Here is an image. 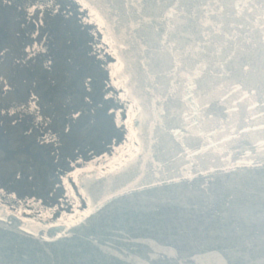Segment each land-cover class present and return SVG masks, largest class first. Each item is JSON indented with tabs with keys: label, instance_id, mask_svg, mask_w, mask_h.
<instances>
[{
	"label": "water",
	"instance_id": "1",
	"mask_svg": "<svg viewBox=\"0 0 264 264\" xmlns=\"http://www.w3.org/2000/svg\"><path fill=\"white\" fill-rule=\"evenodd\" d=\"M78 1L103 24L133 145L76 177L66 219L0 199V264H264V3Z\"/></svg>",
	"mask_w": 264,
	"mask_h": 264
},
{
	"label": "rangeland",
	"instance_id": "2",
	"mask_svg": "<svg viewBox=\"0 0 264 264\" xmlns=\"http://www.w3.org/2000/svg\"><path fill=\"white\" fill-rule=\"evenodd\" d=\"M24 1L0 0V86H6L0 91V199L20 213L36 212L66 219L81 204L73 187L76 177L69 174L96 165L103 154L107 155L106 164L113 163L132 147L127 126L131 106L123 100L116 84L114 89L111 87L108 72L111 56L98 31L97 21L88 16L85 8L75 0H51L49 5L34 1L28 8ZM32 3L36 4L33 8ZM62 12L66 15L57 20L56 14ZM53 22L55 32L50 26ZM44 33H51L47 51L57 52L53 57L55 64L64 66L68 51L69 72L73 74L71 66L82 70L74 82L70 81V74L63 80L61 70L59 75L50 71L41 78V62L29 61L33 58H28L24 45L30 48L33 40L42 41ZM78 58L83 59L80 67ZM29 69L32 74L28 73ZM107 72L109 76L105 77ZM53 81L64 87L57 95L51 94L52 105L58 113L41 123L44 133L50 132L53 136L43 138L39 129L23 134L22 97L28 103L29 92H36L37 82L41 89L52 92ZM40 101L43 106L50 105L47 100ZM72 105L74 109L84 106L85 111L71 116L73 107L69 106ZM118 108L124 116L121 119ZM118 148L121 151L112 158ZM74 200L77 203L73 205Z\"/></svg>",
	"mask_w": 264,
	"mask_h": 264
},
{
	"label": "flooded vegetation",
	"instance_id": "3",
	"mask_svg": "<svg viewBox=\"0 0 264 264\" xmlns=\"http://www.w3.org/2000/svg\"><path fill=\"white\" fill-rule=\"evenodd\" d=\"M17 1L20 2L22 0H17ZM75 2L81 8H85L78 0H75ZM49 3H51V0L46 1V4L47 5H49ZM54 10L57 11V8L55 7ZM85 11H86V13L88 14L89 17H93V21H94L93 14L90 13L86 8H85ZM56 15H57V20H59V18L60 19L63 18L64 15H66V13L62 12V13L56 14ZM54 20L55 19L53 18V21ZM95 21H96V19H95ZM53 24H54V22L50 26L52 27L53 31L55 32V28H54ZM50 35H51V33H49V34L48 33H44L42 41H39L38 42L36 40H33L32 43L30 44V48L28 47L27 44L24 45L23 49L27 53L28 58L29 57H32L33 58L32 60L30 59L29 61H31L32 63H34L36 60H38V61L41 62L40 64H41V66H43V68H42L43 69V73H41L39 75L41 78L42 77H45L46 76V73L47 72H50V71H54L56 75L57 74L59 75V70H61L63 72V74L61 73V76L63 77V80L65 79V77L68 76V74H70L72 77H70L69 79H70L71 82H74L76 76L79 77V75H81L82 70H80L79 68L73 69V67L71 66L70 69H72L71 71H73V74H71L69 72V69H68L69 67L67 65L68 55H69L67 53L68 51H66V55L64 57V64H65L64 66H60L58 63L57 64L54 63L53 57L55 55L57 56V52L51 51L50 53H48V51H47L48 44H49V40H50L49 39V36ZM101 38H102V36H101ZM102 40H103V38H102ZM103 42L105 43L104 40H103ZM97 45H99V43ZM64 46H65V44H63V46H61V47L64 48ZM65 48H67V47H65ZM107 49H108V47H107ZM77 60H78L77 62H78V66L79 67L81 65H83V64H81V63H83V59L80 60V58H78ZM110 61L113 64V65L111 64V68L109 67V69H108V72L110 74V80H111L110 83L112 85L111 87L113 88L114 85L116 84L117 85V88H118V82L113 77V74H114V71H115V68H116V66L114 67V64H115L116 61L112 57H111ZM101 65H105V64H101ZM116 65H117V63H116ZM87 68L89 69V67H87ZM29 70H30V72H28V73L32 74L31 73V69H29ZM75 70L77 71L76 74L74 73ZM108 72H107V74L105 73V77L109 76ZM24 73H25V71L22 73V77L23 78L26 76ZM30 74H28V76ZM55 82L56 81H53L51 83V86H50L52 92H49L48 89H41V86L39 85L40 83L37 82L35 84L36 92H32V91L29 92L30 99H29L28 103H27L26 99L24 100V98L22 97V106H21V110H22L21 119H22V122H21V125H22V132H23V134L33 133V131L35 129H39L38 132H39V134L43 138H47V137L53 136L50 132H45L44 133V131L41 129V123H42V121L44 119H50L52 114L58 113V109L54 105H52V103L54 101H53V98H52L51 94L54 92L57 95L58 93H60L61 88H64V87H63V85H61L59 87L57 85V83H55ZM102 82L105 83L104 85H106V79H103ZM5 88H6L5 85L4 86H0V91H4ZM102 90H103V92H105L106 91V88H103ZM118 90H119V88H118ZM38 91L40 93H37ZM40 99L47 100L50 105L49 106H45V105L43 106L42 105V102L40 101ZM69 107L72 108L73 105L72 106H69ZM74 108H75V105H74L73 109L70 112V115L71 116H74L75 114H78L80 111H85V107L84 106H79L77 109H74ZM118 111H119L118 113L120 114V119H121L122 117H124L123 114H121V108H118ZM117 153H118L117 152V149H115L114 152L112 153L113 155L111 154L112 155V158L113 157L115 158L118 155ZM106 158H107V155L106 154H103V156H101V158L99 157V159H97V160H99L101 162H106V161H108ZM94 160L92 159L91 161H94ZM105 164L106 163H103V164H100V165H92V166L84 167L81 170H83V169H89L90 167H93V166H101V165H105Z\"/></svg>",
	"mask_w": 264,
	"mask_h": 264
},
{
	"label": "snow or ice",
	"instance_id": "4",
	"mask_svg": "<svg viewBox=\"0 0 264 264\" xmlns=\"http://www.w3.org/2000/svg\"><path fill=\"white\" fill-rule=\"evenodd\" d=\"M261 2L262 3H264V0H261ZM89 5L87 4V3H85L84 4V7H88ZM93 15H95V14H93ZM97 22L98 23H101V26L103 27V24H102V22L97 18ZM115 54V53H114ZM114 76H115V73L113 74ZM198 77H199V73L197 72L195 75H190L189 76V81L191 82V81H193V80H197L198 79ZM242 83V82H241ZM119 86V85H118ZM193 87L195 86V85H192ZM129 111L131 112L132 111V109H129ZM210 147H211V145H209ZM123 147V146H122ZM121 151V149L120 148H118L117 149V152L119 153ZM141 151V149H139V148H137L136 150H135V152L134 153H129V154H127V161H124L123 159H121V163L119 164V165H117V167H120V166H122L123 165V163H125V162H127V163H132V162H134V159H135V155H136V153H139ZM247 163H252L251 161H247ZM110 171H115V168H110L109 169ZM88 169H83V170H77V172H73V173H70L69 175L70 176H72V177H77V176H80V174H81V172H83L84 174H83V176H82V178L81 179H79V183L81 184V185H87L89 182H90V180H91V177L87 174L88 173ZM183 178V177H182ZM65 184L67 185V180L65 181ZM72 193L71 192H69V195H71ZM107 199V198H106ZM103 203H104V201L102 200L101 202H100V205L102 206L103 205Z\"/></svg>",
	"mask_w": 264,
	"mask_h": 264
},
{
	"label": "trees",
	"instance_id": "5",
	"mask_svg": "<svg viewBox=\"0 0 264 264\" xmlns=\"http://www.w3.org/2000/svg\"><path fill=\"white\" fill-rule=\"evenodd\" d=\"M27 1H28V0H25V1H24L25 6H26L27 8H28L29 4H30L31 2H34V1H42L43 3L46 2V1H44V0H31V1H28V2H27ZM35 5H36V4H35ZM35 5L32 3V4H31V7L33 8ZM42 6H43V5H42ZM103 163H107V162H98L97 164H96V163H95V164H96V165H100V164H103ZM76 203H77V201L74 200L72 204L74 205V204H76Z\"/></svg>",
	"mask_w": 264,
	"mask_h": 264
}]
</instances>
